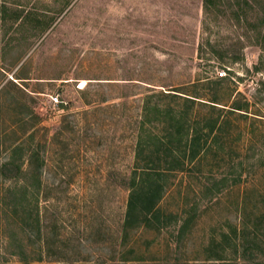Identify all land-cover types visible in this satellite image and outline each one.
Returning <instances> with one entry per match:
<instances>
[{"label":"rangeland","instance_id":"1","mask_svg":"<svg viewBox=\"0 0 264 264\" xmlns=\"http://www.w3.org/2000/svg\"><path fill=\"white\" fill-rule=\"evenodd\" d=\"M250 2L0 0V264H264V0ZM170 112L190 132L217 124L167 172L165 222L127 224L131 177L166 167ZM150 133L164 144L137 155ZM255 236L262 250L243 251Z\"/></svg>","mask_w":264,"mask_h":264},{"label":"trees","instance_id":"2","mask_svg":"<svg viewBox=\"0 0 264 264\" xmlns=\"http://www.w3.org/2000/svg\"><path fill=\"white\" fill-rule=\"evenodd\" d=\"M244 2L249 6L251 5L250 0H244ZM240 6L241 2H239ZM204 6H205V12L206 14H210L212 12V6H217V0H204ZM243 7V6H242ZM244 9V8H243ZM238 18H241V15L238 14ZM18 18L19 15H18ZM28 18V17H26ZM246 19L248 17L246 16ZM255 28H257L258 25H255ZM260 28V27H259ZM151 107L150 103L145 104V113L147 115V112H149V108ZM156 108H158L156 106ZM234 108L239 109L240 107L235 106ZM184 113L180 112L174 113L170 112V118L172 120V128L173 130L169 133L168 137L170 140L167 141L166 145L167 149L165 151V162L166 167L164 169H160V166H157L153 160H149L144 167L141 168L140 172H135L131 177L130 180V195L128 200V207H127V218L126 223H134V222H144L147 224H150L151 222H154V220H157L158 222H165V220H162L164 218L162 216L161 211L158 209L157 205L158 202L161 200L163 193H164V186H165V179L167 177V172L174 170L176 168H180L183 166V161L181 159H178L179 156H187L191 160H194L202 150L206 148V143L208 141V137L210 136L211 132H213L214 127L216 126V121H208L207 127L210 128L209 132H204L203 126L200 125V127L197 125L194 127L193 132H190V126L186 125L185 119H184ZM149 119L143 120V126L146 122H148ZM146 131V130H143ZM186 134V136H185ZM185 136V137H184ZM175 138H178V142L183 144L180 147H177L176 150H178V154L175 153V149L173 148V140ZM154 139H157L156 141ZM150 142H154L156 147H160L162 144V140L158 138V136H154L153 133H150L148 137L145 139L143 138V135H141L139 142H138V151L137 155L141 154L143 152V147H147L150 145ZM173 143L172 146L170 143ZM169 143V144H168ZM17 150V149H15ZM16 163V169L18 172H23V164L17 163L14 158H11L9 161L5 163V167H7L10 164ZM36 163V165H35ZM42 159L40 156L34 151L31 153L29 157V166L28 169L25 170L27 175L30 173V169L32 165H34L33 175L32 177L36 181V185H38V189L40 187V173H41V167H42ZM137 171V170H136ZM223 181L219 180L215 182V186L218 187L220 182ZM22 189L25 191L24 194L20 197H16L15 194V207H19V205H23L24 209H26V194L28 185L27 183H24L21 185ZM14 192V190H12ZM37 191L34 192V195H37ZM27 218H31V213L28 211L26 213ZM190 217H186L181 224L180 227V234L184 232L186 229L187 224L189 223ZM17 251L16 253L21 256L23 260L27 259V253L24 248L23 243L19 240L17 242ZM259 246V247H258ZM259 250L261 251V247L259 245L258 237H254L251 239V241H248L246 244H242V250L248 251V250ZM214 260L213 264H238L236 262L225 260L222 257H215L210 258Z\"/></svg>","mask_w":264,"mask_h":264},{"label":"built area","instance_id":"3","mask_svg":"<svg viewBox=\"0 0 264 264\" xmlns=\"http://www.w3.org/2000/svg\"><path fill=\"white\" fill-rule=\"evenodd\" d=\"M53 98L54 100H58V95L54 96Z\"/></svg>","mask_w":264,"mask_h":264}]
</instances>
